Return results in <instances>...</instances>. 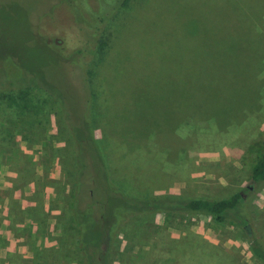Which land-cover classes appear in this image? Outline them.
Instances as JSON below:
<instances>
[{
  "label": "rangeland",
  "instance_id": "374dc122",
  "mask_svg": "<svg viewBox=\"0 0 264 264\" xmlns=\"http://www.w3.org/2000/svg\"><path fill=\"white\" fill-rule=\"evenodd\" d=\"M121 2L0 0V263L82 264L70 182L88 163L71 161L62 117L77 110L125 194L244 200V224L121 212L103 264H264L251 251L264 247V180L250 181L264 152V0H133L102 53L96 33ZM38 79L55 100L23 83ZM24 101L43 111L21 126L2 107Z\"/></svg>",
  "mask_w": 264,
  "mask_h": 264
},
{
  "label": "trees",
  "instance_id": "16d2710c",
  "mask_svg": "<svg viewBox=\"0 0 264 264\" xmlns=\"http://www.w3.org/2000/svg\"><path fill=\"white\" fill-rule=\"evenodd\" d=\"M121 1L122 2L119 5L122 8H117V10H124L123 7L133 0ZM119 10L117 12L115 10L111 15L110 22L108 21L106 24L102 25L96 33V41L100 43L99 48L102 50V53H105V46L111 36L112 30L114 29L112 20H116L115 18L118 17L117 13ZM75 52L79 54L82 53L80 49ZM84 52L88 55L89 61L86 62L88 63L86 66H90V64L94 62V57L96 55L90 53L89 49H84ZM82 55H79L78 58H81ZM82 72H86L85 69ZM81 79L85 89H87L89 80L85 73L82 75ZM23 83L27 85L26 87L28 88L36 87L38 90L36 95L38 97L44 98L45 96H48L55 100V94H53L47 81L44 82L41 79H38V81L34 80L33 83H35V85L31 83V81ZM56 100L63 103L60 98ZM12 105L13 104L7 103V106L5 104L2 108L3 110H7L9 113L12 112L21 126H24L30 113L36 111L37 114H41L43 111V105H41V102L36 101H24L20 105H15L10 108ZM76 111L74 114L73 112H70L72 115L69 117L72 121L69 117H67L64 111H62V117L67 125L66 128H68V131L70 132V138L72 139L71 161L77 162L78 160L83 167V159L85 156L88 163V172L87 170H82L79 175H74L73 171H71L70 182L71 198L69 206L71 207V216L73 217V222L76 226V246L77 250L81 254L82 264H103L102 259L108 255V252L116 238L117 233L115 224L119 218V213L121 212L139 213L146 211H158L167 215L170 212L181 210L209 215L216 223L222 222L228 217H230V222H233V219L231 218L232 216L233 218L235 217L236 221L240 224H244L246 222L245 216H243L244 214L239 211V206L244 201L241 191L233 192L230 195L219 199H207L199 197L184 198L168 194L134 197L116 189L117 187L113 186L108 181L107 170L94 138L93 130L95 124L93 118L89 115H86L85 117L82 114L78 115ZM32 122L29 123V126L33 124ZM1 126L2 125H0V127ZM20 171L22 175L29 174L27 167H22ZM262 180H264V152L261 153L252 163L250 171L251 182H259ZM82 182H86L88 184L86 192L82 189L84 186L81 184ZM99 190L102 192V195H99ZM244 190L248 191L249 187L245 186ZM94 203L99 205V209L95 212H91ZM106 211H109L110 217L108 219L105 218ZM15 228L12 229L13 234L17 233ZM96 229H98L97 233L95 232ZM0 240L2 239L0 238ZM30 251L34 256L39 254L36 250L30 249ZM251 251L253 255L264 262L263 246H251Z\"/></svg>",
  "mask_w": 264,
  "mask_h": 264
}]
</instances>
